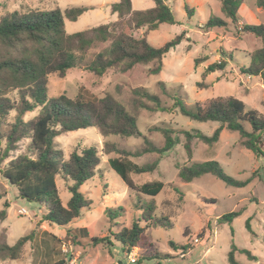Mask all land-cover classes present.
Returning a JSON list of instances; mask_svg holds the SVG:
<instances>
[{
  "label": "rangeland",
  "instance_id": "374dc122",
  "mask_svg": "<svg viewBox=\"0 0 264 264\" xmlns=\"http://www.w3.org/2000/svg\"><path fill=\"white\" fill-rule=\"evenodd\" d=\"M119 0H0V18L18 11H50L76 7L89 8L77 21L65 19L68 34L81 32L101 24L118 20L111 12V6ZM135 10L154 7L152 0H132ZM174 12L176 24H161L156 30L148 32L150 44L162 47L176 36L186 33L185 39L163 58V69L158 75L149 74L153 64L138 65L128 72L110 70L97 76L86 69L96 54L108 48L109 44H96L89 52L85 63L67 72L65 77H49L48 96L62 94L74 98L79 94L87 98H102L111 94L129 111H134V89H145L160 98L163 106L173 109V113L139 112L138 129L140 135L129 138L102 136L97 128H87L61 135L56 144L64 151L66 158L78 146L96 147L102 155V163L95 178L86 182L81 191L93 201L90 208L82 211V216L71 223V227L89 229L87 235L69 237L68 226L41 223L43 209L39 204L29 202L19 196L16 186L0 174V211L9 203L8 215L0 221V240L6 239L10 246L30 233L35 236L29 241L21 259L2 260L0 264H55L65 260L66 264H130L136 255V264H231L229 254L233 246L238 250L235 259L239 264H264V157L256 159L254 153L242 146L238 132L223 129L219 141L209 146L200 140L192 144V156L185 148L183 131H200L207 136L222 126L220 122H197L182 115L175 106L179 99L188 109L197 102L208 99L232 96L245 103L246 110H256L264 115V84L261 76H248L243 69L251 62L249 52L263 46L260 39L252 34L238 33L245 24H264V11L253 0H248L240 9V21L229 22L227 28H216L206 32L202 27L211 15L226 19L216 0H167ZM186 7L195 10L189 15ZM145 29L133 32L136 37ZM222 51L225 54H222ZM207 57L196 67L198 58ZM227 61L224 71L217 70L205 80L202 74L214 63ZM224 62V61H223ZM204 82L206 87L198 84ZM16 98V93L10 95ZM40 109L28 112L25 121L33 119ZM15 120L12 113L8 122ZM249 127V125H247ZM171 128L178 139L176 146L164 155L143 154L132 160L140 165L158 162L157 171L150 174L132 175L137 185L161 181L162 192L150 197L131 191L121 177L110 167L109 160L115 155L106 156V142L116 143L120 149L131 152L145 148V139L157 147H164L165 139L161 132L154 130ZM8 125L3 126L6 130ZM28 141L20 144V150L2 165L19 154H26ZM4 146V145H3ZM2 146V147H3ZM0 146V152L2 150ZM264 154V146L262 147ZM217 161L225 173L237 181H249L245 187H232L211 174L183 182L179 177L177 165L190 166L195 163ZM57 185L64 205L71 198L63 179ZM179 188L184 197H181ZM152 203L154 216L167 217L172 223L170 229L152 228L142 221L146 213L142 207ZM25 209L27 214H22ZM109 209V210H108ZM110 212L113 216L110 218ZM231 212H239L231 223L219 219ZM146 227L152 247L135 248L131 252L123 250L115 240L114 234L130 228L134 222ZM74 229V228H72ZM92 237H108L112 244L91 242ZM174 243L178 249L172 245ZM182 247H186L183 249ZM256 260H251L246 252ZM165 258H155L152 253Z\"/></svg>",
  "mask_w": 264,
  "mask_h": 264
},
{
  "label": "trees",
  "instance_id": "16d2710c",
  "mask_svg": "<svg viewBox=\"0 0 264 264\" xmlns=\"http://www.w3.org/2000/svg\"><path fill=\"white\" fill-rule=\"evenodd\" d=\"M154 7L135 10L132 0H119L111 6V12L118 16L117 21L101 24L90 29L68 34L65 19L75 22L89 8L76 7L62 11L57 8L50 11L28 10L12 12L0 18V174L9 183L16 186L19 196L29 202L40 205L44 210L40 222L57 226H68L82 216L84 209L90 208L93 201L82 191V186L95 178L102 163V155L96 147L76 146L69 157L56 144V139L63 134L87 128H97L104 137L119 136L129 138L140 135L138 129L139 112L173 113V109L163 106L158 96L145 89H134V111H129L111 94L102 98H87L82 94L71 98L62 94L56 98L48 96L49 77H65L67 72L85 63L90 50L96 44H109L108 48L95 55L86 67L97 76H103L110 70L128 72L138 65L153 64L149 74L158 75L163 69V58L175 49L186 37V33L176 36L162 47L152 46L148 32L156 30L161 24H176V18L167 0H152ZM226 19L211 15L202 27L206 32L216 28H227L229 22L239 23V11L248 0H216ZM255 5L264 9V0H253ZM189 15L195 10L186 7ZM145 29L142 36L136 37L133 32ZM252 34L260 39L263 46L249 52L250 65L243 69L248 76H261L264 84V24H245L238 33ZM224 55L225 52L222 51ZM208 58H198L196 67ZM224 61V62H223ZM209 65L202 74L205 80L217 70L224 71L227 61ZM198 87L204 88L201 82ZM16 93V98L10 95ZM175 106L182 115L197 122H220L212 136L200 131H183L186 142L184 148L191 157L192 144L195 140L213 146L219 141L223 129L238 132L242 146L254 153L256 159L264 157V115L256 110H246L245 103L235 97L225 96L197 102L193 109H188L179 99ZM40 109L39 114L29 121L23 118L26 113ZM12 113L15 120L8 122ZM8 125L6 130L3 126ZM249 125V127L247 126ZM165 139L164 147L153 145L145 139V148L131 152L120 149L116 143L106 142L104 154L115 155L109 160L110 167L121 177L126 186L133 192L155 197L164 189L161 181L146 182L137 185L132 175L150 174L157 171L158 162L140 165L132 160L143 154L157 153L164 155L171 151L178 139L171 128H159ZM28 141L26 154H19L6 163L13 153L20 150V144ZM179 177L183 182L191 183L204 175L211 174L232 187H245L249 181H237L228 176L217 161L195 163L190 166L177 165ZM58 178L66 183L71 194L66 205L60 197L57 185ZM176 192L184 197L179 189ZM2 195H0V200ZM9 203L0 211V221L8 215ZM142 209L146 212L142 221L152 228L170 229L172 223L167 217L152 215L155 208L152 203ZM109 210V209H108ZM239 212L222 216L220 222L231 223ZM113 213L110 212V218ZM147 228L134 222L130 228H124L114 234L115 240L123 250L131 252L135 248H150L152 243L146 234ZM87 235V228L69 229L67 235ZM32 232L20 238L14 246L6 239L0 240V259L16 261L22 258L24 248L34 239ZM91 242L112 244L108 237H92ZM172 245L178 249L174 243ZM186 249V247H182ZM237 248L233 246L229 254L231 264H239L235 259ZM246 252V251H243ZM251 260H256L246 252ZM155 258H165L155 252ZM55 264H66L58 260Z\"/></svg>",
  "mask_w": 264,
  "mask_h": 264
},
{
  "label": "built area",
  "instance_id": "2783aa9c",
  "mask_svg": "<svg viewBox=\"0 0 264 264\" xmlns=\"http://www.w3.org/2000/svg\"><path fill=\"white\" fill-rule=\"evenodd\" d=\"M22 214H27V211L25 209L21 210ZM138 261L136 255H133L130 259V264H136Z\"/></svg>",
  "mask_w": 264,
  "mask_h": 264
},
{
  "label": "crops",
  "instance_id": "0c3cea01",
  "mask_svg": "<svg viewBox=\"0 0 264 264\" xmlns=\"http://www.w3.org/2000/svg\"><path fill=\"white\" fill-rule=\"evenodd\" d=\"M260 9V8H259ZM262 11H264V9H262ZM251 77V76H250ZM264 106V105H263ZM68 227H70L71 229L72 228H74V229H77V228H87L88 229V227L87 226H85V227H77V226H75V227H71V223L69 224V226ZM88 233H89V229H88Z\"/></svg>",
  "mask_w": 264,
  "mask_h": 264
}]
</instances>
